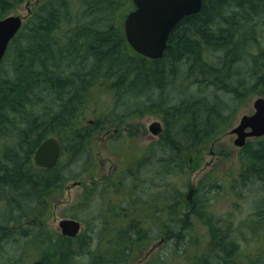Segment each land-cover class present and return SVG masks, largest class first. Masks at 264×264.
<instances>
[{"label": "trees", "instance_id": "16d2710c", "mask_svg": "<svg viewBox=\"0 0 264 264\" xmlns=\"http://www.w3.org/2000/svg\"><path fill=\"white\" fill-rule=\"evenodd\" d=\"M29 1L0 0V19ZM132 8L130 0H41L10 44L0 66V264H134L153 239L168 249L150 264H264L204 212L206 198L194 207L209 233L206 247L189 252L191 238L203 247L197 235L184 243L185 231L193 235L192 205L177 185L159 186L173 165L185 171L183 154L230 126L227 96L264 97V0H203L172 31L158 60L127 42L122 22ZM146 116L160 118L164 132L143 148L124 181L104 177L71 205L67 216L82 219L86 231L68 238L49 228L60 189L89 167L88 177L98 174L90 151L95 134ZM49 137L59 140L62 154L54 167L42 168L34 154ZM244 150L241 176L264 184V139ZM80 164L82 175L75 172ZM96 199L102 206L93 215ZM94 218L100 222L93 226Z\"/></svg>", "mask_w": 264, "mask_h": 264}, {"label": "rangeland", "instance_id": "374dc122", "mask_svg": "<svg viewBox=\"0 0 264 264\" xmlns=\"http://www.w3.org/2000/svg\"><path fill=\"white\" fill-rule=\"evenodd\" d=\"M38 1L41 0H31L30 6L37 4ZM28 8L23 3L12 8L10 14L24 16L27 14ZM123 24L124 21L122 22ZM260 95L253 94L244 101H234L231 96H227L226 102H231L229 112L233 113V121L230 126L202 149L183 154L182 157L186 161L184 172L177 168V165H173V169L170 167L172 169L170 174L161 175L164 176L165 182H159V186L164 185L166 182L170 186L174 185L176 187L177 185L179 187L177 189L186 192V201L192 205V216L188 215L187 219L194 220L193 235L188 237L191 231H185L183 238L186 241L184 243L187 242V238L197 235V242L201 243L203 247H197L192 244L194 241L191 238L192 240H188L189 244L186 247L189 252H196V249H204L206 247L205 242L209 237L207 227L194 214L196 210L194 207L198 206L200 208L201 202L205 201L203 198H206L209 200L208 205L210 208L205 209L204 212L206 214L208 212L214 214L211 219L219 226H223V229L225 227L233 230L232 238L243 249V253L255 260L259 259V257L264 258V231H262L264 229V184L255 179L246 180L241 176V171L245 166L241 156L246 151H243L245 147L238 148L235 145L236 135L231 134L232 130L239 124L241 117L252 113L253 102ZM103 101L105 103L108 100L103 98ZM121 112L124 114V110H121ZM160 120V118L155 116H146L143 119L133 118L128 122H120L112 127H102L95 134L94 145L90 148V151L94 152L98 160V174L93 178L88 177L87 175L91 176L94 174V168L89 167L85 170L83 176L69 181L60 189L62 195L60 198L58 197V201L53 206L52 217L47 223L48 227L58 231L59 221L65 218L69 211L72 210L71 205L76 204L80 200V196L85 189L91 188L94 190L97 181H103L104 177L113 174L121 175L122 181H124L123 176L128 175V168L141 156L143 148L148 143L159 139V137L152 135L149 128L154 121ZM253 140H248V142L257 146L259 141L255 142ZM147 171L150 172L149 168ZM155 171V168L152 169V176L156 174ZM75 172L82 175V164L79 167H75ZM187 181L192 184L190 188L184 186ZM201 182L203 184H200ZM207 184L212 186L204 187ZM97 187L99 186L97 185ZM99 188L101 189V187ZM144 189H148L147 186H143L141 191L143 192ZM131 190L132 194L133 192L135 195L140 193L139 188L133 189L132 186ZM101 206V200H94L93 208H90L89 213L96 215V211ZM81 221L83 222L82 219ZM93 221L96 225L100 222L98 218H94L92 220L93 226ZM189 228L191 229L192 227ZM84 231H86V228L83 224L82 233ZM98 231H96L95 235L97 237ZM261 232L263 235L260 234ZM165 245L166 243L163 240H151L147 244V248L143 249L140 252L141 254L135 259L134 264H150L154 262L161 250L165 251L168 249ZM92 248L96 250L94 247ZM9 251L10 247L7 246V253ZM174 264L188 263H181L179 260H175Z\"/></svg>", "mask_w": 264, "mask_h": 264}, {"label": "water", "instance_id": "95a60500", "mask_svg": "<svg viewBox=\"0 0 264 264\" xmlns=\"http://www.w3.org/2000/svg\"><path fill=\"white\" fill-rule=\"evenodd\" d=\"M134 3L136 9L125 20L127 40L139 54L151 59H161L172 31L184 17L198 13L203 0H134ZM22 22L23 18L15 15L0 20V64ZM254 108L256 112L243 116L240 124L231 132L237 134L235 144L238 147H243L247 138L264 136V98L257 99ZM162 130L160 122H154L150 126L154 135H159ZM60 155L61 145L52 137L37 148L34 161L40 167L51 168L56 165ZM59 226L62 234L69 237L76 236L81 230V223L75 219H62ZM31 264H43V261Z\"/></svg>", "mask_w": 264, "mask_h": 264}, {"label": "flooded vegetation", "instance_id": "af4514ba", "mask_svg": "<svg viewBox=\"0 0 264 264\" xmlns=\"http://www.w3.org/2000/svg\"><path fill=\"white\" fill-rule=\"evenodd\" d=\"M132 4H133V1H132ZM133 6H134V4H133ZM255 141V140H254Z\"/></svg>", "mask_w": 264, "mask_h": 264}]
</instances>
